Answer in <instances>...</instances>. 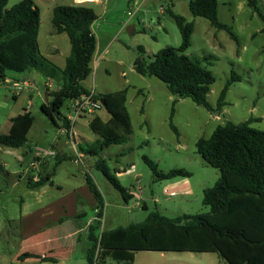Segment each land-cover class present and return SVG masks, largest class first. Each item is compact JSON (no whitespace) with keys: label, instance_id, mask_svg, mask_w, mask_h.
Wrapping results in <instances>:
<instances>
[{"label":"rangeland","instance_id":"obj_1","mask_svg":"<svg viewBox=\"0 0 264 264\" xmlns=\"http://www.w3.org/2000/svg\"><path fill=\"white\" fill-rule=\"evenodd\" d=\"M31 1L39 10L41 56L64 66L70 46L65 34L54 35L52 12L57 6L81 4L75 0ZM258 1L264 10V0ZM18 2L7 0V9ZM188 4L189 0H137L136 4L129 0H102L84 4L97 17L94 29L106 53L92 63V73L83 87L95 96L124 92L132 131L126 143L110 146L95 157L83 155L82 150L87 151L98 139L89 123L95 116L106 121L109 115L104 109L73 124V142L61 121L71 114L73 101L64 102L60 118L52 123L41 112L44 97L41 73H6L0 84V135L8 132L9 120L24 111L34 121L23 147L0 146V264H38L35 259L21 261L18 257L41 252L57 259L55 264H86L87 228L96 212L85 175L91 178L103 198L100 230L141 223L153 211L168 218L209 212L202 204L203 191L213 187L220 172L202 160L195 144L200 138H209L225 122L238 124L257 119L250 127L264 132V33L261 20L247 7L246 0H217V20L237 35L239 48L226 31L213 28L203 18L193 17ZM168 10L186 23H192L191 43L184 55L201 59V65L213 75L215 82L207 95L211 105L215 106L220 91L234 74L237 81L230 85L221 111L210 113L189 99H176L162 82L134 71L138 47L151 60L162 49L180 46L181 37ZM109 40H112L110 44ZM55 43L60 50L57 55L52 53ZM25 83L29 86H24ZM36 148L68 158L55 168L51 183L42 189L28 188V177L38 179L47 162L51 172L55 156L36 160ZM143 157L151 160L162 173L173 169L189 172L191 194L182 192L181 188H170L178 179H156ZM99 159L105 160L121 187L134 195L132 199L125 202L107 182L96 168ZM34 162L39 163L38 171L32 167ZM143 205L146 209L141 208ZM45 208L49 214L43 215ZM21 219L26 222L27 235L36 234L43 227V232L36 234L43 240V246L35 247L31 236L25 239L20 230ZM49 238L54 241L47 243ZM51 249L55 250L48 252ZM134 264L227 263L214 253L137 252Z\"/></svg>","mask_w":264,"mask_h":264},{"label":"trees","instance_id":"obj_2","mask_svg":"<svg viewBox=\"0 0 264 264\" xmlns=\"http://www.w3.org/2000/svg\"><path fill=\"white\" fill-rule=\"evenodd\" d=\"M246 5L261 20V31L264 33V10L259 6V1L246 0ZM188 8L193 17L203 18L213 28L226 31L236 47H240L239 39L232 29L217 20V0H189ZM167 13L174 19L179 31L180 46L162 49L151 60H147L144 49L138 47L134 71L140 76L154 77L162 82L176 99H189L210 113L221 111L226 105L225 98L230 85L237 81L234 74L220 91L215 106L211 105L207 95L215 82L213 75L201 65V59H190L184 55L190 47L192 23H186L171 10ZM96 20L93 9L84 4L57 6L53 9V31L57 35H66L70 50L60 70L57 89L48 92L49 100L41 105L42 114L52 123L60 118V110L66 100L73 101L90 93L83 87V82L92 73L96 50L92 25ZM39 25V10L31 0H20L8 9L7 0H0V84L4 82L7 72H41L49 65V61L39 52ZM95 98L103 100V109L109 118L102 121L95 116L90 121L89 128L98 139L87 151L82 150L89 157L97 156L110 146L126 143L132 133L124 106V92ZM61 119L65 128L69 129L67 120L64 117ZM33 121L34 118L27 111L11 118L8 132L0 135V146L13 149L23 147ZM254 121L257 119L250 118L238 124L225 122L217 126L209 138H200L196 142L197 154L206 164L220 172L213 187L203 191L202 204L209 209L206 214H183L168 218L153 211L141 223L109 231L100 230L103 198L91 178L85 175L86 186L96 203L95 219L87 228L89 247L86 264H134L137 252L214 253L227 264H264V132L250 127ZM170 127L178 135L171 124ZM54 159L52 171H44L43 168L36 181L27 180L28 188L50 184L55 168L68 158L57 154ZM142 160L158 180L191 177L183 169L159 172L147 157ZM96 168L125 202L132 198L110 173L105 160L99 159ZM19 259L51 261L27 253L20 255Z\"/></svg>","mask_w":264,"mask_h":264},{"label":"crops","instance_id":"obj_3","mask_svg":"<svg viewBox=\"0 0 264 264\" xmlns=\"http://www.w3.org/2000/svg\"><path fill=\"white\" fill-rule=\"evenodd\" d=\"M137 1V0H136ZM136 1H134V3L136 4ZM95 23V22H94ZM94 23L92 25V31L96 37V50H95V53H94V56H93V60H92V63L98 59H102L103 58V55L106 53V48L102 50V47L100 45V39L99 37L97 38V33L94 29ZM96 25V24H95ZM54 32V31H53ZM54 35H57L54 33ZM61 35L63 34H59L58 36L60 37ZM112 40H109V44L111 43ZM108 44V45H109ZM108 47V46H107ZM60 52L59 50V45H57L56 43L53 45V50H52V53L57 55L58 53ZM68 56V55H67ZM66 59V58H65ZM96 59V60H95ZM65 64V63H64ZM49 67L45 70V71H41V72H38V71H32V72H36V73H41L42 77H43V87H44V97L42 95V104L45 103V94H48V92H52L54 90L57 89V84L60 80V70L63 69L64 66H59V65H56L55 63H52L49 61ZM44 98V100H43ZM109 118V117H108ZM107 118V119H108ZM11 120V119H10ZM10 120H9V123H10ZM10 128V126H9ZM9 130V129H8ZM82 155V154H81ZM84 155V154H83ZM46 169H49V165H48V162L45 164L44 166V171ZM30 177H28L29 179ZM32 179L33 181H36L37 178H30ZM45 187V186H43ZM42 187V188H43ZM173 187V188H181L182 192L186 193V194H191V185H190V181L189 179H178L177 181L173 182L172 184H170V188ZM41 188V187H40ZM41 188V189H42ZM170 195L174 194V192H170L169 193ZM128 195H130V193H128ZM132 198L134 197L133 195H131ZM131 198V199H132ZM96 205V203H95ZM143 207L146 209V206L143 205L141 208L143 209ZM42 211L44 212L43 215L45 214H49V211H48V208H45V209H42ZM183 215V214H182ZM79 216V215H77ZM76 217V216H74ZM61 221V220H60ZM52 225V224H51ZM26 228V222L24 219H21L20 221V230L22 232H24V235L25 236V239H27L29 236H31V242L35 244V247H41L43 246V240L39 239L38 237H36V234H39L41 233V231L43 232V227L41 228H38L39 230L36 232V234H32V235H27V233L24 231ZM46 228V227H45ZM58 239V238H57ZM54 241L53 238H49L46 240L47 243H52ZM55 249H51L49 250L48 252H52L54 251ZM27 254H31V255H35V256H39L40 258L42 257H45V258H49L51 261L49 262H41L39 259H35L37 260L38 264H45V263H57L58 260L51 257V256H48V255H45V253L41 252L40 254L39 253H27ZM135 257V256H134ZM18 260L19 257H18ZM26 260H29V259H24V260H21V261H26Z\"/></svg>","mask_w":264,"mask_h":264},{"label":"built area","instance_id":"obj_4","mask_svg":"<svg viewBox=\"0 0 264 264\" xmlns=\"http://www.w3.org/2000/svg\"><path fill=\"white\" fill-rule=\"evenodd\" d=\"M102 0H75V2L80 4L90 3V2H101ZM18 86V84H16ZM24 86H29L28 83H25ZM20 88V87H18ZM101 109H103L101 100H97L95 98V95L93 91H91L89 94H85L81 96L79 99L73 100V106L71 114L65 117L67 122L69 123V129L68 131H65L71 138V140L74 142V132H73V124L79 120L84 118L86 115H92L96 112H99ZM35 151V158L36 160L42 159V158H49L55 156L52 151L44 150L40 148L34 149ZM32 167L35 171H38L39 163L34 162L32 164ZM166 193V191H165ZM130 195H133L130 193ZM134 196V195H133Z\"/></svg>","mask_w":264,"mask_h":264},{"label":"water","instance_id":"obj_5","mask_svg":"<svg viewBox=\"0 0 264 264\" xmlns=\"http://www.w3.org/2000/svg\"><path fill=\"white\" fill-rule=\"evenodd\" d=\"M47 101H48V95L45 94V103H47ZM101 103H102V106H104V102H103V100H101Z\"/></svg>","mask_w":264,"mask_h":264}]
</instances>
